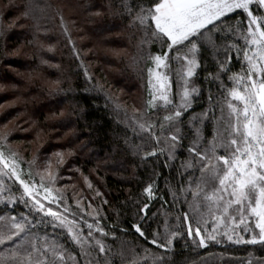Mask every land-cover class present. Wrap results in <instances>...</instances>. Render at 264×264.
<instances>
[{
	"label": "trees",
	"instance_id": "16d2710c",
	"mask_svg": "<svg viewBox=\"0 0 264 264\" xmlns=\"http://www.w3.org/2000/svg\"><path fill=\"white\" fill-rule=\"evenodd\" d=\"M7 1V4L0 6V32L3 33L0 35V79L7 83L10 75L5 68L12 67L21 73L41 72L53 81L50 87L39 79L29 84V92L37 96L32 101V118L38 123L41 120V128L46 131L56 128L70 132L69 136L65 142H59L45 135L35 154L31 146L25 147V150L29 152L26 153L29 158L38 156L45 159L58 152L66 155V162L58 169V173L77 180L79 190L96 209L94 215L98 219L95 224L107 233L94 232L95 239L104 243V252H100L91 242L93 238L89 237L93 258L99 264H104L106 260L111 261V264H153L158 255H163L165 259L163 262L156 260V264H264V245L228 242L224 236H221L220 243L207 241L206 248L193 243L199 237L195 234L189 236L187 228L189 223L193 228L197 226V217L189 210L184 188L188 185L189 174L192 181H196L199 172L197 169L185 171L177 161L166 163L169 160L166 155V135L154 128L153 131L160 135V143H157L147 131H141L138 127L137 120L145 119L146 112L151 122L160 124L164 123L163 117L172 108L155 109L147 103L150 99L148 75L151 57L159 54L160 45L141 42L144 28L134 20V16L139 11L136 7L138 3L147 7L152 0H77V5L85 14L81 20L84 26L75 24L80 20L79 17H67L61 3L55 0ZM125 2L132 5L131 14L123 6ZM238 13L230 15L233 18L229 23L238 24L241 32L235 35L215 33L214 38L222 47L213 54V50L205 45L199 53L200 66L192 85L199 88L200 94L194 93L191 107L179 118L181 131L177 135L183 139L176 151L181 161H187L194 155L188 149L196 138L195 127H199V124L192 117L209 108V89L213 101L220 97L216 102L224 107L227 116L225 101L229 97L226 88L218 87L220 82L212 79L219 72V63L224 62L226 56L231 57L228 60L231 72H219L224 85L229 88L235 85L228 77L247 67L243 53L238 56L237 50L231 47L235 43L241 49L245 48L242 34L247 28L248 17L242 11ZM254 14L264 15V12L259 9ZM76 29H84L86 35L93 39L101 38L106 47L123 49L124 55L111 57L93 50L91 56L95 55L96 61L100 63L98 72L97 68L93 69L88 64L89 57L85 55L88 46L78 42L82 36L75 33ZM22 43L29 47L25 58L8 56L7 51ZM225 47L231 50L225 52ZM108 66L116 68L117 72L107 70ZM172 81L173 103L177 105L178 82L176 78ZM122 89L126 92L124 98L120 94ZM4 96V92L0 93V105ZM24 96L29 97L27 94ZM62 111L66 112L63 116L47 119L49 113L59 116ZM13 113V108L0 113V127H4L14 117ZM220 114L219 108H216L215 115L219 117ZM8 126L0 129L1 136L7 133L8 142L16 144L30 141L29 132H24L17 125ZM214 126L211 119L205 120L204 141L200 147L211 142L215 135ZM162 148L163 152L160 150ZM153 150L156 155L145 156L146 152ZM85 178L97 190L98 196L86 187ZM149 185H152V196L146 192ZM7 187L13 189L8 181ZM17 192L19 189H14V193ZM188 195L190 201L191 196ZM18 201L0 204V216L20 217L21 214H29L30 209L26 212L25 205ZM144 205L148 206L146 211H142ZM185 212L189 213L187 219L184 217ZM31 215L33 217V212ZM33 219L35 222L40 218ZM137 224L145 233L143 237L135 229ZM212 227V218L207 225L203 222L200 224L203 235L211 231ZM33 231L42 237L58 234L59 240L74 251L79 260L84 259L64 229L38 225ZM172 232L181 235L174 238L171 251L152 243L154 238L166 243L165 237ZM146 249L150 251L146 253Z\"/></svg>",
	"mask_w": 264,
	"mask_h": 264
},
{
	"label": "snow or ice",
	"instance_id": "6c2138e0",
	"mask_svg": "<svg viewBox=\"0 0 264 264\" xmlns=\"http://www.w3.org/2000/svg\"><path fill=\"white\" fill-rule=\"evenodd\" d=\"M123 6L129 14L133 12L130 3L125 2ZM136 7L139 11L135 13L134 20L144 28V38L141 42L160 45L159 54L151 57L156 68L167 67L168 62L174 60L180 69L179 79L183 81L179 105L173 103L167 92H160L158 97L153 95L147 102L152 108L157 107V99L164 101L165 107L172 105L171 110L163 117L164 123L151 122L146 112V118L137 120V124L141 131H147L157 143H160V135L153 131L154 128L160 129L161 133L166 135L168 142L166 155L169 158L166 163L177 161L179 167L185 171L197 169L199 172L196 181H192L189 174L188 185L184 188L189 210L197 217L195 228L191 223L188 224V235L198 236L199 239L194 240L193 243L205 248L208 246L207 241L221 242L217 240V235L226 236L229 241L237 244L264 245V15L254 14L255 11L264 9V0H152L147 7L139 3ZM238 10L246 13L248 17L247 28L242 34L245 48L241 49L235 43L231 47L237 50L238 56L243 53L247 67L242 68L240 73H232L228 77L235 85L230 88L224 85L219 75V72H231L228 67L230 56H226L224 62L219 63V72L215 76L209 73L214 81L220 82L218 87L226 88L229 99L225 103L229 111L225 116L224 107L216 102L220 97L213 101L209 89V108L192 117L193 121H198L199 124V127L194 125L196 138L188 149L189 153L194 155L187 161H181L176 151L183 139L177 135L181 131L179 118L191 107L192 94H200L198 87L194 85L189 87L190 78L196 74L195 69L200 66L199 53L205 45L213 50V54L222 47L217 44L215 33L235 35L241 32L238 24L229 23L233 18L229 14L238 15ZM2 34L0 32V35ZM230 50L228 47L224 48L225 52ZM149 73L155 76L156 83L159 84L157 91L168 83L167 77H164V82L161 83L160 73L154 69H149ZM153 87L155 88L156 84ZM216 108L220 110L219 117L215 115ZM209 113H212L211 117ZM208 119L215 124L213 129L215 135L207 146L200 147L201 142L204 141V122ZM4 127L7 128V124ZM169 133L170 135H167ZM0 140H3L0 144V175L9 179L14 177L19 181L23 193L18 199L24 201L26 207L28 200L25 197L32 201L29 214H21L20 219L16 216H0V222H3L0 223V264H99L93 258L89 237L93 236L94 227L97 232L107 235L104 229L99 225L87 224V235H84V229L75 219L69 220L52 207H46L41 201V196L44 200H49L52 188L44 187L43 177L39 186L26 180L16 159L18 154L7 144V133L0 136ZM220 148L224 149V154L219 153ZM160 150L164 151L163 148ZM56 155L59 157L58 163H63L64 153ZM154 155H156L155 150L145 153V156ZM45 171L54 183L51 162ZM28 175L31 176V169ZM3 185L4 181L0 180V202L6 199L8 203L14 204L16 198L11 194V190ZM39 188L43 189V195ZM5 191L9 192L6 197ZM146 192L149 196L153 195L152 185L147 187ZM188 194L191 196L190 201ZM147 207L144 205L142 211H146ZM33 211L42 214L35 222L31 215ZM65 211L67 212L68 209L66 208ZM246 213L255 218L254 227L259 229L258 233L248 227L250 220ZM188 216L189 213L185 212V219ZM211 218H214L216 227L208 231L205 237L200 224L203 222L207 225ZM227 221L233 226L244 225L243 230L251 232V238L245 239L239 235L234 238V228L228 227ZM38 225H50L53 229L66 230L84 259L79 260L76 253L59 240L58 234L42 237L38 232H34L33 229ZM221 225L225 226V230L217 233L216 228ZM135 229L140 236L145 235L139 224L135 225ZM179 235H181L179 232H172L165 237L166 243H160L155 238L152 239V243L171 251L173 240ZM95 246L100 252L105 251V245L100 239H95ZM148 251L150 250H145L146 253ZM164 259L163 255H158L153 260V264H156V260L163 262ZM104 264H111V261L106 260Z\"/></svg>",
	"mask_w": 264,
	"mask_h": 264
},
{
	"label": "rangeland",
	"instance_id": "374dc122",
	"mask_svg": "<svg viewBox=\"0 0 264 264\" xmlns=\"http://www.w3.org/2000/svg\"><path fill=\"white\" fill-rule=\"evenodd\" d=\"M55 1H58L61 3V6L65 10L67 17H72V16L79 17L80 20L75 23L76 25L77 24L78 25L80 24L82 26L85 25L84 23L81 22V20L85 18V14L82 13V8L79 5H77L78 4L77 0H55ZM7 3H8L7 0H0V6H4ZM262 10L264 12V9ZM238 11H241V10H238ZM19 16L20 15H18L17 18H19ZM20 28H24V27H20ZM75 33L79 34V36H82L78 38V42L83 43L86 47L88 46L87 51L85 52L86 57H89V59H87V62L91 66V68L93 69L97 68L98 72L100 71V63L96 61L97 57L95 55L91 56L93 53V50H96L98 53H101V54L109 55L111 57H118L121 54L124 55L125 51L123 49H120L118 47H106L105 45L102 44L101 38L93 39L89 35H86V31L84 29H76ZM90 46H92V48ZM28 52H29V47H27L24 43H22L18 47H14L10 51H7V54L8 56L11 55L14 57L17 56V57L25 58ZM244 62H246L247 64L246 60H244ZM176 63H177L176 61H174L173 63L172 60H170L168 62L167 67L161 66L160 68L157 69L155 66L154 60L153 59L151 60L149 69H154L155 71L160 73L161 83L164 82V77H167L168 83L165 85L164 88L160 89V91H157V89L159 88V84L156 83L155 76L150 75L149 73L148 84H149L150 99L152 98L153 95L158 97L160 92H167L169 95V98L173 101L174 94H173L172 79L176 78V81L178 82V90H177L178 104L177 105H179L180 99H181L180 97L181 84L183 83V81L179 79L180 69L178 65L177 67L176 66L174 67ZM106 69L111 70L113 73L117 72V69L114 67L108 66ZM5 70L10 76H8L7 83H4L0 79V82H1L0 83V93L4 92L5 94L4 98L1 101L0 113H3L4 110L13 108L14 117L7 123L9 125L8 127H14L15 125H17L19 129H24V132H29L31 134V139L29 142L21 141L16 144H13V142L7 141V144L11 147V149L18 154L16 159L21 166L22 175L26 180L34 182L35 185L37 186L40 185L41 178L43 177L44 187H51L52 192H51V198L49 200H44L41 196L42 203H44L46 207L50 206L53 208V210L62 213L69 220L75 219L77 223L80 225V227L84 229V235H87V231H88L87 224L96 225L95 220L98 219L97 215H94V212H96V209L89 201H87L86 197L82 194V191L79 190V185L77 183V180L72 178L70 175H66V174L60 175L58 173V169L61 166H63L66 162V155L64 156V162L58 163L59 157L56 155L57 153H55L54 155H49L45 159H41L38 156L29 158L27 157V154H29V152L25 150V147L31 146L33 150V154H35V152L37 151L39 147V144L42 143V139L46 138L45 135L47 136V138L50 137L51 139H54L59 142H65L69 136L70 132L58 130L56 128L49 129L46 131L43 128H41L43 126V123L41 122V120L38 123L37 120H34L32 118V113H31L32 107H33L32 101L36 100L37 96L29 92L28 90L29 84L31 83L32 80L39 79L46 86L50 87V86H53V81L44 77L43 74H41V72L21 73L18 69H15L12 67L5 68ZM197 70H198V67L195 69V72ZM193 77L190 78L191 83L189 87L193 86L192 85ZM154 84H156L155 88L153 87ZM24 94H27V96L29 97L26 98ZM120 94H121V97L124 98L126 96L125 90L122 89ZM135 95L138 96L139 93H135ZM193 96H194V93L192 94V98ZM234 103H238V102L234 101ZM156 105L157 107H155V109H164V110H166L167 107L172 106V105H168L167 107H165L164 101L160 99L156 100ZM226 110L228 113L229 111L228 108ZM65 113H66L65 111H62L59 114V116H57V113H49L47 115V119H50V120L57 119L63 116ZM0 129H5V127H0ZM2 143H3V140H0V144ZM58 153H61V152H58ZM219 153L224 154V149L220 148ZM49 162H51V171L55 177L54 183L50 180V178L47 176V173L45 171V169L48 168ZM29 169H31V176L28 175ZM0 180L4 181L3 186L7 189L11 190V187H7V181L10 183V185L12 184L13 189L11 190V194L16 198V202L19 203L18 196H20L23 193V187L22 185L19 184V181H16L14 177L12 179H9L8 177L3 176V175H0ZM85 180H87V178H85ZM85 184L88 189L93 190L96 196L99 195L97 190H95V188L94 189L92 188L93 186L92 184L88 182V180L86 181ZM14 189L16 190L19 189V192L15 194ZM38 190L43 195V189L39 188ZM8 195H9V192L5 191L4 196L6 197ZM52 198H55V199L53 200ZM25 199L28 200V207L26 206L24 207H25V211L28 212L32 201L30 198H27V197H25ZM20 202H22L23 205H25L24 201L20 200ZM3 203H7V200L5 199L3 202H0V204H3ZM66 208L68 209L67 212L65 211ZM41 215L42 214H38L33 211V217L40 218ZM90 215H93V217H91ZM246 215L248 214L246 213ZM16 217L17 219L21 218V216L20 217L16 216ZM45 219H49V218L45 217ZM238 219L239 217H237V220ZM248 219L250 220V224L248 225V227L252 228L255 232L258 233L259 229L254 227L255 218L248 215ZM212 223H213V227H212L213 229L214 227H216V222L214 218H212ZM227 225L228 227L234 228V232H233L234 238L237 235L243 236L245 239L251 238L252 233L248 231H244L243 230L245 227L244 225L233 226L230 221H227ZM224 230H225L224 225H221L219 228H216L217 233H221ZM64 231L66 232V230ZM94 232H96L95 227L92 229V233H93L92 238L94 241H91V242L93 244L95 243V233ZM221 236L223 235H217V240L221 241L220 239ZM205 237H207V233ZM225 240L228 242H232V241H229L227 237ZM240 244H243V243H240ZM76 247L78 250V246Z\"/></svg>",
	"mask_w": 264,
	"mask_h": 264
}]
</instances>
